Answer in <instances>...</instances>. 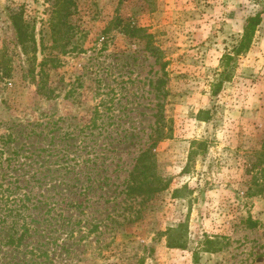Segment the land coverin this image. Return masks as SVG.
Listing matches in <instances>:
<instances>
[{
    "label": "rangeland",
    "instance_id": "1",
    "mask_svg": "<svg viewBox=\"0 0 264 264\" xmlns=\"http://www.w3.org/2000/svg\"><path fill=\"white\" fill-rule=\"evenodd\" d=\"M52 5L0 0V264H264V0H74L65 55ZM14 14L34 31L36 62ZM257 15L250 50L215 94ZM126 26L151 36L160 62ZM158 115L173 131L153 149L170 187L127 198ZM180 224L188 246L171 249L165 233Z\"/></svg>",
    "mask_w": 264,
    "mask_h": 264
},
{
    "label": "trees",
    "instance_id": "2",
    "mask_svg": "<svg viewBox=\"0 0 264 264\" xmlns=\"http://www.w3.org/2000/svg\"><path fill=\"white\" fill-rule=\"evenodd\" d=\"M74 6V0H53V5L51 9V19H50V30L51 37L53 41V47L55 50L60 49V54L65 55L67 53V47L71 43V40L74 35V27L70 21L72 16V8ZM12 21L14 28L17 33L18 43L22 47V50L26 55H31L32 62L37 61L38 53V43L34 34V31L31 29L30 25L24 20L22 14L12 15ZM263 20L260 15L255 17H250L247 20L244 34L241 38V41L238 46L233 48V52L224 56L223 58V67L224 70L221 73V78L217 88L214 93L218 94L224 84V81H228L231 78V69L234 61L237 57L247 53L251 48V45L254 41L255 35L261 26ZM123 32L131 38H147V46L151 52L156 56L157 62L161 60V57L158 55L160 52L159 49L152 46L150 39L151 36L148 35H139L144 32V29L131 28L126 26L123 28ZM59 60L58 55L51 58H44L42 63L39 65L41 72H44V69L51 62V66ZM166 63L162 65V68L165 69ZM54 67V66H53ZM9 68H5V71L1 73V78L10 77ZM161 86L164 84L163 81L159 83ZM48 90L46 84L42 80L39 84V91L42 93ZM159 90L161 87L159 86ZM48 92V91H47ZM53 91L50 90L49 93H45L46 97L51 98ZM164 115H158L156 120V136L154 137V142L150 144L149 149L144 150L139 157L136 159L133 170L130 172L129 177L126 183V189L124 191L127 198H142L143 201H149L155 198L158 194L166 191L170 187V181H166L158 174L157 170V160L156 155L153 152V149L157 144L171 139L172 129L167 128V122L165 121ZM193 144V150L190 153V160L196 155ZM68 171L72 172V169L68 168ZM178 195V191L175 192V197ZM72 207L82 208V204H71ZM54 210L51 208V211ZM26 229V228H25ZM26 232V230H24ZM27 233V232H26ZM24 235L21 234L19 238L20 241L23 240ZM166 238L168 239V247L171 249H181L184 250L187 248L188 243L186 236V228L184 224H180L177 228H170L165 233ZM19 241V242H20ZM12 244L15 243L13 239L10 241ZM215 241L206 238L204 241V246L206 247V252H216L219 249H215ZM213 247V248H212Z\"/></svg>",
    "mask_w": 264,
    "mask_h": 264
}]
</instances>
